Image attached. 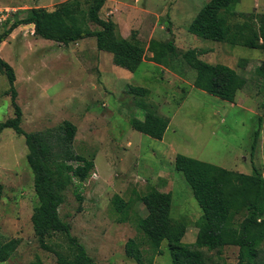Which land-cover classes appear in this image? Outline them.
<instances>
[{"label": "rangeland", "instance_id": "rangeland-1", "mask_svg": "<svg viewBox=\"0 0 264 264\" xmlns=\"http://www.w3.org/2000/svg\"><path fill=\"white\" fill-rule=\"evenodd\" d=\"M68 1L72 0H0V6L16 9L2 30L27 9L51 12ZM78 1L86 11V0ZM208 1L105 0L99 15L114 23L116 37L134 34L145 47V58L133 73L113 65L112 55L98 49L95 37L64 45L36 37L33 24L15 31L0 47V57L14 71L21 129L56 133L69 120L77 127L74 152L94 162L91 174L79 185L82 199L76 197L75 184L67 186L59 214L98 264H136L125 256L123 247L139 235L137 222L147 214L144 196L152 190L170 192L172 229L183 230L182 242H196L202 210L182 173L174 168L178 153L234 173L249 174L253 163L264 176V119L259 123L264 110L263 75L258 70L264 62V45L256 38V47L243 45L241 41L251 34L248 30L237 45L189 32L193 17ZM232 10L226 17L233 29L249 25L253 33L264 15V0H234ZM88 25L100 29L92 22ZM152 39L172 41L179 54L195 48L204 53L200 56L204 62L234 69L244 85L232 102L199 90L193 85L194 71L181 55L160 64L150 60ZM128 86L146 88L148 93L134 95ZM7 88L0 70V123L14 116ZM149 111L169 119L162 139L130 125L132 118L144 120ZM259 125L252 157L253 133ZM26 147L24 136L11 128L0 132V244L16 240L13 254L0 264H31L37 258L43 264H57L58 257L71 258L73 248L60 232L47 238L46 248L38 244L31 221L37 197ZM68 164L72 167L74 162ZM236 207L238 223L246 210L240 203ZM169 249L166 239L158 251L144 246L145 263L170 264ZM200 250L207 264H236L239 253L232 245Z\"/></svg>", "mask_w": 264, "mask_h": 264}, {"label": "trees", "instance_id": "trees-1", "mask_svg": "<svg viewBox=\"0 0 264 264\" xmlns=\"http://www.w3.org/2000/svg\"><path fill=\"white\" fill-rule=\"evenodd\" d=\"M86 11L79 6L78 0L68 1L58 10L47 12L41 8H30L23 17L16 19L0 33V44L22 24H33L34 35L38 38L52 40L68 45L87 37H95L99 50L110 53L112 63L131 73L135 72L145 58V47L133 34L118 39L114 23L100 17L99 11L105 0H86ZM234 0H209L193 17L188 31L205 40L237 45L243 37V31L251 34L241 42L247 47H256V41L264 45V15L260 16L258 29L252 33V26L243 25L233 29L226 14L233 12ZM242 16V13H238ZM92 22L100 29H91ZM251 24H253L251 22ZM148 50L153 53L150 60L161 63L173 60L181 55L190 69L194 71L193 85L199 90L232 102L236 90L244 85V78L234 69L223 64H209L200 59L204 53L190 48L179 54L172 41L167 43L150 40ZM0 70L6 76L8 88L5 94L10 96L14 116L0 123V132L11 128L16 134L25 138L27 164L33 173V187L37 202L33 207L31 221L38 244L46 248L47 238L53 233L67 236L73 248L71 258L58 257L57 264H98L87 254L86 249L71 233V225L62 219L59 207L64 201L63 191L75 184L77 199L81 200L79 185L91 174L94 167L88 159L73 150V140L77 127L69 120H64L55 133L24 132L20 127L21 109L16 102L15 75L9 63L0 57ZM258 70L263 75L264 96V62ZM134 95L144 96L148 90L139 86H128ZM264 119V110L259 116V123ZM169 124V119L149 111L144 120L132 118L133 129L149 137L162 139ZM260 126L254 131L251 144L253 157L258 144ZM73 161L71 167L68 162ZM174 168L180 171L189 184L193 197L202 210L200 231L196 242L188 245L182 242L183 230L172 229L170 218L171 194L152 190L144 196L147 214L138 220L139 235L129 238L123 247L126 257L136 264L145 263L143 248L151 247L158 251L161 242H169L170 264H207L201 248L209 251L225 246H238L236 264H264V176L259 168L251 163L249 174L234 173L222 167L199 161L193 157L178 153L173 159ZM240 203L246 214L237 223L236 205ZM80 209V205L78 206ZM125 218L121 217L122 222ZM16 240L0 244V263L5 262L16 248ZM31 264H43L39 258Z\"/></svg>", "mask_w": 264, "mask_h": 264}, {"label": "built area", "instance_id": "built-area-1", "mask_svg": "<svg viewBox=\"0 0 264 264\" xmlns=\"http://www.w3.org/2000/svg\"><path fill=\"white\" fill-rule=\"evenodd\" d=\"M15 13L16 9H14L12 6H0V33L4 23H6Z\"/></svg>", "mask_w": 264, "mask_h": 264}, {"label": "crops", "instance_id": "crops-1", "mask_svg": "<svg viewBox=\"0 0 264 264\" xmlns=\"http://www.w3.org/2000/svg\"><path fill=\"white\" fill-rule=\"evenodd\" d=\"M27 26L30 27V26H32V24H22V25L18 26V27L16 28V30H14V31L9 35L8 38L12 37L13 34L15 33V31L22 30V28L27 27ZM31 34H32V32H31ZM4 42H5V41H3V42L0 44V47H1V45H2Z\"/></svg>", "mask_w": 264, "mask_h": 264}]
</instances>
